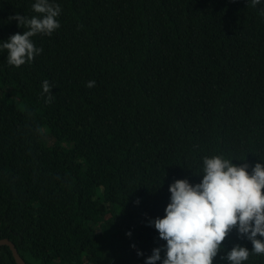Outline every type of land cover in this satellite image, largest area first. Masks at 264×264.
Listing matches in <instances>:
<instances>
[{
  "label": "trees",
  "instance_id": "16d2710c",
  "mask_svg": "<svg viewBox=\"0 0 264 264\" xmlns=\"http://www.w3.org/2000/svg\"><path fill=\"white\" fill-rule=\"evenodd\" d=\"M35 2L0 0V240L26 264H146L175 180L200 183L205 156L264 163V0H50L61 27L10 66Z\"/></svg>",
  "mask_w": 264,
  "mask_h": 264
},
{
  "label": "clouds",
  "instance_id": "9594fccd",
  "mask_svg": "<svg viewBox=\"0 0 264 264\" xmlns=\"http://www.w3.org/2000/svg\"><path fill=\"white\" fill-rule=\"evenodd\" d=\"M251 3L255 6L259 0ZM32 11L35 15L31 17L19 13L10 17L25 29L23 34L18 32L2 41L10 66L19 68L32 62L43 52L32 38L38 34L51 36L61 27L58 17L62 8L58 4L36 0ZM94 86L95 81L87 84L89 88ZM42 89L47 95L46 103H51L52 88L47 79ZM233 161L223 155L205 156L200 183L193 185L182 179L169 186L171 197L165 216L157 217L149 225H154L166 245L154 248L146 264L161 261L162 264H213L233 230L238 231L241 239L247 238L253 248L249 251L235 245L222 257L228 264H243L252 254H264V239L258 238L264 237V163H256L250 173L248 163L237 166Z\"/></svg>",
  "mask_w": 264,
  "mask_h": 264
},
{
  "label": "water",
  "instance_id": "95a60500",
  "mask_svg": "<svg viewBox=\"0 0 264 264\" xmlns=\"http://www.w3.org/2000/svg\"><path fill=\"white\" fill-rule=\"evenodd\" d=\"M0 246H9L13 257L16 261L17 264H26L25 260L22 258V256L20 255L18 249L15 247V244L9 240V239H2L0 240Z\"/></svg>",
  "mask_w": 264,
  "mask_h": 264
}]
</instances>
